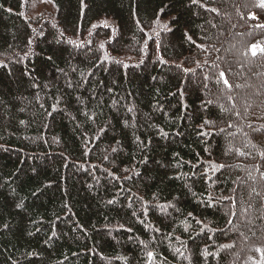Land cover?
Segmentation results:
<instances>
[{"label": "trees", "instance_id": "trees-1", "mask_svg": "<svg viewBox=\"0 0 264 264\" xmlns=\"http://www.w3.org/2000/svg\"><path fill=\"white\" fill-rule=\"evenodd\" d=\"M257 2L0 0V264H261Z\"/></svg>", "mask_w": 264, "mask_h": 264}, {"label": "rangeland", "instance_id": "rangeland-1", "mask_svg": "<svg viewBox=\"0 0 264 264\" xmlns=\"http://www.w3.org/2000/svg\"><path fill=\"white\" fill-rule=\"evenodd\" d=\"M36 2H37V5H38V7H42V6H44V7H46L47 9H51L50 8V4L48 3V0H36ZM238 36H239V34H237ZM55 42H58V41H55ZM228 58H230V57H228ZM233 58H234V61H236V62H239V61H241V63H242V69L244 70V69H247L248 68V66H249V64H247L244 60H242L241 59V57L238 55V54H235V55H233ZM259 66H261V68H260V70H259V72L258 73H256L255 75H251L250 76V79L252 80V81H249L250 79L249 78H243L242 76L240 77V81L238 82V84H237V81H236V83H235V86H238L239 85V88H240V90H241V93H242V95H244L245 96V98H246V100H248L249 101V99H250V101H251V97L252 96H256V95H258L259 94V88H260V85L259 84H263L264 83V64L263 65H260V63L258 64ZM242 74V70L240 71V75ZM236 79V78H235ZM197 80H198V78H197ZM196 80V81H197ZM195 81V82H196ZM192 83V82H191ZM202 83V82H201ZM207 83L206 82H204L203 81V83H202V86H203V89H206L207 87V85H206ZM194 85V84H193ZM252 86H255V88H253ZM237 96L235 95V100H234V103H237L236 101H237ZM229 101V100H228ZM233 102V101H232ZM211 105H213V106H218V108H221L222 110H224L225 108L223 107V105L221 104V103H211ZM228 105L225 103V107H227ZM224 114H228V112H226L225 110H224ZM242 145L244 146V143L242 142ZM245 149H246V147H245ZM227 153H229V152H231L232 151V148L229 146V147H227ZM128 207H130V206H128ZM250 212L251 211H249V209H245L244 211H241L240 212V216H241V218H240V222L241 223H247L248 222V220H252V219H254L255 217H253L251 214H250ZM243 216H245V217H243ZM261 218L264 220V215L263 216H261ZM232 229V228H231ZM233 230V229H232ZM243 238H242V240L244 241V242H247L249 239H251V235L249 234L248 236L245 234V235H243L242 236Z\"/></svg>", "mask_w": 264, "mask_h": 264}, {"label": "snow or ice", "instance_id": "snow-or-ice-1", "mask_svg": "<svg viewBox=\"0 0 264 264\" xmlns=\"http://www.w3.org/2000/svg\"><path fill=\"white\" fill-rule=\"evenodd\" d=\"M192 3L193 4L198 3V0H192ZM255 7L260 8V9H264V0H258V2L255 4ZM251 18L254 20L258 19V17L255 14H252ZM165 27H167V26L165 25ZM257 27L264 28V24H258ZM188 38L191 39V37H188ZM157 47H158V45H157ZM257 49H259V51L261 53H264V47H261L259 44H253L251 46V52H252L253 56L257 55ZM220 75L223 78L224 73H221ZM224 83L227 85L228 81L225 79ZM69 86H71V85H69ZM209 103H211V101H209ZM129 110L131 111V109H129ZM209 123H210L209 121H207V120L205 121V124H209ZM117 143H119V142L117 141ZM116 151H117V149L115 147H113L112 152H116ZM105 159H107V157H105ZM220 167H223V165H220ZM109 203H112V201H109ZM177 251H179V250H177ZM254 251L261 254V264H264V249L257 247L254 249ZM148 256H149V259H151L153 256V253L149 252Z\"/></svg>", "mask_w": 264, "mask_h": 264}]
</instances>
